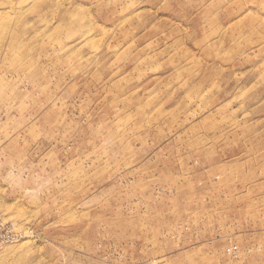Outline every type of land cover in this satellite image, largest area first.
Returning <instances> with one entry per match:
<instances>
[{
    "label": "rangeland",
    "instance_id": "rangeland-1",
    "mask_svg": "<svg viewBox=\"0 0 264 264\" xmlns=\"http://www.w3.org/2000/svg\"><path fill=\"white\" fill-rule=\"evenodd\" d=\"M0 264H264V0H0Z\"/></svg>",
    "mask_w": 264,
    "mask_h": 264
}]
</instances>
